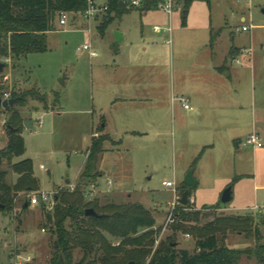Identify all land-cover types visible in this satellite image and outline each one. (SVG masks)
I'll return each mask as SVG.
<instances>
[{"label": "rangeland", "instance_id": "374dc122", "mask_svg": "<svg viewBox=\"0 0 264 264\" xmlns=\"http://www.w3.org/2000/svg\"><path fill=\"white\" fill-rule=\"evenodd\" d=\"M208 1L191 2L185 16L181 14L183 6L170 17L158 10L112 16L103 34L97 23L67 15L66 26L59 27L55 18L52 31L46 34V53L17 59L0 57V96L34 90L44 98L43 103L28 98L25 104L10 107L9 112L0 107V152L7 146L11 111L18 112L23 123H31L29 128L22 123L24 154L0 164L6 185L12 186L17 179L11 165L23 160L32 162L33 176L39 182L38 192L19 194L12 210L0 213V264H14L17 256L30 257L26 264H49L54 235L45 216L52 211L45 210L42 203L31 206V199L38 200L41 193L55 198L60 191H71L83 170L92 135L106 120L105 134L112 139L130 110L143 115L148 112L153 120L158 113L164 126L159 130L150 127L147 136L120 135L121 147L99 158L96 169L102 172V179L98 183L97 178L84 190L86 201L97 199L101 206L140 204L155 219L154 229H161L153 250L160 243H173L178 251L192 254V237L169 229L167 217L175 195L162 185L174 183L178 191L191 172L198 186L191 190L194 204L189 203L191 212L199 213L198 221L190 223L192 227H201L216 217L245 214L252 215L256 224L264 223V141L261 149L254 150L244 145V136L233 143L222 140L216 152L202 158L201 166L197 167L202 156L192 166L201 143L190 129L193 114L181 108L176 96L182 89L190 90L196 69L210 64V38L218 39L211 56L214 64H219L232 47L242 50L237 66L254 68L256 88H240L247 100L253 88L258 94V74L264 68V0ZM249 26L248 32H238ZM115 33L122 35L120 43H116ZM83 45H89L95 56L82 51ZM230 59L226 58L227 65L233 64ZM132 97L149 101L134 106L110 105ZM247 115L250 121V112ZM236 142L239 149L234 148ZM235 178L230 186L232 200L222 204L221 195ZM107 181L112 183L110 188ZM210 207L217 209H205ZM257 227L259 243L264 245V224ZM217 238L220 245L232 250L245 251L257 244L252 237L230 233ZM110 243L116 246L119 241L111 239ZM81 258L82 253L76 250L73 261ZM237 264L257 263L243 255Z\"/></svg>", "mask_w": 264, "mask_h": 264}, {"label": "trees", "instance_id": "16d2710c", "mask_svg": "<svg viewBox=\"0 0 264 264\" xmlns=\"http://www.w3.org/2000/svg\"><path fill=\"white\" fill-rule=\"evenodd\" d=\"M201 1L209 3L208 0ZM189 4H185L184 8L187 9ZM84 9L83 0H0V57L17 59L46 53V34L52 31L55 18L61 13L76 15ZM127 13L121 5L112 3L108 16L103 18L97 30L103 34L112 16L121 18ZM212 42L210 38V47ZM235 51L230 49L228 58H232ZM28 98L44 102V98L34 90L10 97L16 105L25 104ZM22 123L18 112L11 111L7 122V146L0 152V164L3 161L10 163L13 158L24 154ZM102 131L101 126L91 137L83 170L73 190L60 191L55 196L52 213L45 216L46 222L53 227L54 235L49 264H94L95 261L99 264H237L243 255L247 259H254L257 264H264V245L259 243L261 237L257 227L264 223L256 224L252 215L245 214L216 217L201 227H192L190 223L198 221L199 213L191 212L189 200L192 189L184 183L177 192L179 197L188 192V201L185 206L176 208L169 229L192 237L195 242L192 254L178 251L173 243H160L153 250L161 229H154L155 219L140 204L110 203L101 206L97 199L86 201L84 190L98 178L96 164L103 153V144L110 140L106 135H99ZM11 170L17 179L10 187L4 181L5 173H0V213L11 211L19 194L29 195L39 190L30 160L11 165ZM237 179H233L228 187ZM216 207L205 209L216 210ZM88 209H93L102 218L86 217L85 211ZM141 230L145 232L138 235ZM227 233L252 237L257 244L245 251L228 249L220 245L217 238ZM111 239L119 241L118 245L113 246ZM76 250L82 253L78 262L73 261ZM90 257H93V261H88Z\"/></svg>", "mask_w": 264, "mask_h": 264}, {"label": "crops", "instance_id": "0c3cea01", "mask_svg": "<svg viewBox=\"0 0 264 264\" xmlns=\"http://www.w3.org/2000/svg\"><path fill=\"white\" fill-rule=\"evenodd\" d=\"M182 10L181 14L185 16L186 12L184 14ZM241 21H243V19H241ZM217 40V38L213 40L212 47H210V64L204 69H196L198 74L193 77V82L189 84L188 87H190V90L187 91V88H185L186 90L182 89L177 92L178 96H176L178 102H180L181 99L188 102L190 107L189 112L193 114L190 121V129H192L191 131L198 137V142L201 143V146L197 148V154H201L202 156H200L201 159L197 167L202 165L204 156L206 157L207 153L216 152L217 145H219V142L222 140L233 143V141H237L243 136L247 138L254 134L258 137L260 143L264 141V77H262L264 68L260 75L258 74V94L256 95L254 68L248 64H241L243 67L241 65L237 66L239 64V58L242 55L241 49L232 47L227 49L222 55L220 63L217 65L214 64V60L211 56H214L213 49ZM230 49L236 50L230 61L237 67H234L235 65L233 64L227 65L226 58H228ZM247 76H250V79H248ZM207 77H209L208 80ZM248 82L249 85L246 84ZM247 86H250V88L255 86L249 100L242 94L245 93V90H241ZM147 101L149 100L145 98L132 97L129 99L114 100L110 105L112 108L120 104L134 106ZM130 112L131 114L127 116L124 115L122 118L123 126L119 130L120 132L119 134L116 132V135L112 139L105 134L108 127L107 121L105 120L102 126L103 131L99 135H106L110 140L103 144V153L99 158L102 157L103 154L111 153L114 149H117V147H121L122 140L119 139L120 135L132 137L147 136V131L150 127L154 130H159L164 126V121L162 117L160 118V114L158 113L156 114V120H153V115H150L148 112L144 115L142 113L137 114L134 110H130ZM132 112L135 114H132ZM248 112H250V121L247 120ZM138 115H140V117H137ZM115 131L116 130H114V132ZM239 146L240 143L236 142L234 148L239 149ZM197 157L194 156L192 159L195 160ZM97 171L100 174L98 177L99 183L100 179H102V172L99 169H96V172ZM112 171L115 172L116 168ZM196 183V186H198V182ZM106 184L109 188L112 185L110 181H107ZM106 193H111V191H107ZM190 199L194 204L192 195Z\"/></svg>", "mask_w": 264, "mask_h": 264}, {"label": "built area", "instance_id": "2783aa9c", "mask_svg": "<svg viewBox=\"0 0 264 264\" xmlns=\"http://www.w3.org/2000/svg\"><path fill=\"white\" fill-rule=\"evenodd\" d=\"M196 0H83V3L85 5V9L82 13L72 15L74 18H81L85 22H93L97 23L98 25L102 22L103 18L108 16L110 6L112 3H118L121 5L126 11L131 12L134 10L138 11H150V10H158L162 12L163 14L167 16H172L173 13L177 12L179 6H183L187 3H191ZM67 15L61 13L57 17V24L59 27H65L66 26V19ZM251 29V26L249 27H242L238 32H248ZM155 32L159 31V28H154ZM82 51L88 52L90 57H94L95 54L90 51L89 45H83ZM2 100H9L10 97L6 94L1 96ZM181 107L185 111H190V107L188 105V102L184 99L180 100ZM97 137V135H94ZM245 146H250L253 149H260L262 148V144L260 143L258 137L254 134L248 136L244 143ZM166 188H170L173 190V193L175 195L174 201L169 206V214L167 217V224H171L173 222V213L176 210V208L179 205V196H177L176 187L174 183L166 182L162 184ZM92 189H94V185L91 186ZM73 189H71L72 191ZM93 193V191H91ZM177 196V197H176ZM52 195H46V194H40L39 199L36 198L31 199L30 205L36 206L39 203H42L45 210L51 212L54 208L55 202ZM190 203H192V200H189ZM255 212H258L256 208H254ZM44 230H42L43 232ZM20 256H17L14 264H26L30 261V257H27V259H21ZM20 260V261H19Z\"/></svg>", "mask_w": 264, "mask_h": 264}, {"label": "water", "instance_id": "95a60500", "mask_svg": "<svg viewBox=\"0 0 264 264\" xmlns=\"http://www.w3.org/2000/svg\"><path fill=\"white\" fill-rule=\"evenodd\" d=\"M262 13L264 14V10H262ZM185 14V13H184ZM115 41L116 43H120L122 41V35L119 33H115ZM3 71V65L0 64V74ZM13 105H15V100L13 99H9V100H2L1 96H0V107L5 110L6 112H9L10 107H12ZM24 126L26 128L30 127L29 122H24L23 123ZM183 183L185 184V186H187L188 188H194L196 187L197 183L194 181V179L192 178V173L189 172L185 178ZM232 200V193H231V188L228 187L227 189L224 190V192L221 195V203L222 204H228L229 202H231ZM188 201V192H184L179 200V205L181 206H185L187 204ZM85 216L86 217H94V218H102V216H98L93 209H88L85 211Z\"/></svg>", "mask_w": 264, "mask_h": 264}, {"label": "flooded vegetation", "instance_id": "af4514ba", "mask_svg": "<svg viewBox=\"0 0 264 264\" xmlns=\"http://www.w3.org/2000/svg\"><path fill=\"white\" fill-rule=\"evenodd\" d=\"M187 9L183 8L182 13H185Z\"/></svg>", "mask_w": 264, "mask_h": 264}]
</instances>
